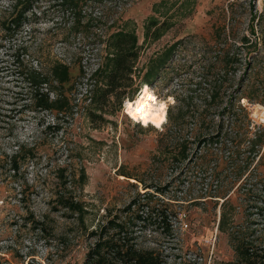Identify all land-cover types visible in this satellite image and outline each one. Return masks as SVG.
<instances>
[{"label":"rangeland","instance_id":"1","mask_svg":"<svg viewBox=\"0 0 264 264\" xmlns=\"http://www.w3.org/2000/svg\"><path fill=\"white\" fill-rule=\"evenodd\" d=\"M20 1L0 0V264H82L114 214L167 264H234L222 216L264 254V0H85L82 23L105 16L101 44L67 33L58 0H33L10 31ZM119 31L139 46L120 104L99 90ZM52 61L69 69L66 111L17 113L25 73ZM143 92L166 104L159 128L125 113ZM31 149L13 173L9 159Z\"/></svg>","mask_w":264,"mask_h":264},{"label":"trees","instance_id":"2","mask_svg":"<svg viewBox=\"0 0 264 264\" xmlns=\"http://www.w3.org/2000/svg\"><path fill=\"white\" fill-rule=\"evenodd\" d=\"M83 1L85 0H58V5L62 8V15H73V22L67 28V33H79L84 38V43L87 44L95 42L101 44L103 33L99 24L102 22L101 18L105 16L90 17L82 23L81 20L85 16L82 14L83 6L81 7ZM20 2V10L8 21L10 31H16L25 25L28 20L26 13L33 6V0H21ZM108 39L113 47V52L105 71L104 85L99 88L100 96L104 100L113 97L120 104L122 98L127 95L126 88L130 86L132 81V67L138 57L139 46L137 45L136 36L130 31L112 33ZM163 63L162 60L159 66L154 65L149 72L156 75L158 68H161L160 66ZM24 76L23 79L27 86H25L23 93H18L26 94L28 102H23L18 107L17 113L27 110L34 112L47 110L51 113L66 111V106H68L66 102L57 103L65 97V94L61 92V84L70 78L67 66L58 61H52L47 70L30 67V70ZM22 94H17L20 96H16V100H24L25 98H21ZM33 155L31 149L24 156L19 153L16 158H10L9 163L13 173L19 171L25 159H34ZM260 190L264 193V185ZM56 201L59 207L69 209L70 212L77 215L85 213L80 202L74 200L71 196L60 195ZM261 201L264 203V197ZM259 214L264 215V206L259 207ZM160 215V221L165 224L164 229L170 231V224L166 222V216L162 213ZM136 217H140V215L137 214ZM227 224V220L222 216L218 228L220 231L227 233L229 242L233 246L236 255L234 264H264V254L261 252L263 250L255 246L253 240L246 238L245 231L240 232L232 224L229 230L226 227ZM89 235L93 238V241L87 247L82 264H167L157 250L139 246L138 234L132 217L122 218L118 214L109 216L95 230L90 231Z\"/></svg>","mask_w":264,"mask_h":264},{"label":"bare ground","instance_id":"3","mask_svg":"<svg viewBox=\"0 0 264 264\" xmlns=\"http://www.w3.org/2000/svg\"><path fill=\"white\" fill-rule=\"evenodd\" d=\"M149 97H152V99H149ZM161 103L164 104L163 110L160 109ZM124 110L131 121L139 123L141 126L151 125L159 128L166 120V104L155 100L147 92H143L133 101L125 102Z\"/></svg>","mask_w":264,"mask_h":264},{"label":"clouds","instance_id":"4","mask_svg":"<svg viewBox=\"0 0 264 264\" xmlns=\"http://www.w3.org/2000/svg\"><path fill=\"white\" fill-rule=\"evenodd\" d=\"M149 99H152V97H149ZM163 108H164V104L161 103V104H160V109L163 110Z\"/></svg>","mask_w":264,"mask_h":264}]
</instances>
